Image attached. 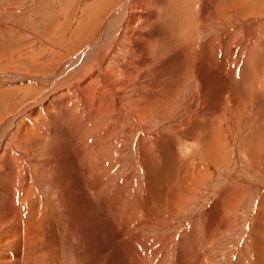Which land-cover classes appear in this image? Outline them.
<instances>
[{"label": "rangeland", "instance_id": "obj_1", "mask_svg": "<svg viewBox=\"0 0 264 264\" xmlns=\"http://www.w3.org/2000/svg\"><path fill=\"white\" fill-rule=\"evenodd\" d=\"M161 1L167 40L146 67L128 36L99 43L126 0H0L13 199L27 167L45 203L66 185L79 220L43 264H264V0ZM136 24L125 34L153 31ZM30 128L46 139L31 153L18 141ZM12 233L2 226L0 264H14Z\"/></svg>", "mask_w": 264, "mask_h": 264}, {"label": "bare ground", "instance_id": "obj_2", "mask_svg": "<svg viewBox=\"0 0 264 264\" xmlns=\"http://www.w3.org/2000/svg\"><path fill=\"white\" fill-rule=\"evenodd\" d=\"M159 1H161V0H159ZM130 2H131V0H126L124 7L120 10V18H121L122 22L123 21L124 22L122 24L119 22L121 25H119V30L117 31V33H115V34L111 33L113 35H110L108 32L104 33L103 35L101 34L99 43H103L105 41H107V42L116 41L117 42V40H115V39H117V37L119 38L122 35H126L130 39L133 40V42L135 43V47H136L137 51L141 54L142 58L144 59V63L142 62L143 63L142 66L148 67L152 63V61H153L152 57H153L154 52L156 50V48H154L155 43H157V42L158 43H162V42H165V40H167L166 38H164L165 36L162 37V35L164 34L163 31L165 30V29L163 30V27L164 26H161L160 22H158V20L161 19V18H159L160 13L162 14V11L165 10V9L162 10L164 8V6H162V5H164V3H163V1H161L162 3L161 2H158V0L157 1L156 0L155 1L154 0H135L136 5L142 10L141 11L142 13H134V14H132V11L130 12L131 9L129 8ZM170 3H172V1ZM167 6L168 7L171 6V8H172L173 5H170V6L167 5ZM168 7H166V8H168ZM134 9H136V7ZM139 20L141 21V23L138 22ZM118 21H120V19ZM114 23H115V21H114ZM126 23L128 25L131 24L130 27H132V24H136V23H137L136 24L137 27H141V26H144L143 28H145V27L146 28L147 27H151V28H153L152 30L154 31V33H153V31H147V30H145V31L140 30L139 32H135V31L132 32V29H131L130 33L125 34L123 28H125L124 25H126ZM111 24H113V23H111ZM115 24H117V23H115ZM179 24H181V23H179ZM106 29H108V28H106ZM181 29H182V26H181ZM114 32H116V30ZM178 32H179V29H178ZM182 33H183V30L181 31V34ZM179 36H181V35H179ZM179 38H181V37H179ZM99 43L97 44V46L99 45ZM89 48H91V47H89ZM202 49H201V51H202ZM162 50L165 51L166 49H162ZM100 51L102 52V50H100ZM84 52H86V51L84 50ZM156 52H155V54H158ZM158 52H160V51L158 50ZM86 54H87V52H86ZM202 55H204V54H202ZM96 56H98V55H96ZM210 56H212V55H210ZM89 58H91V57H89ZM175 58L178 61V55L177 56L175 55ZM207 59H208V57H207ZM76 60H78V59H76ZM164 60L165 61L163 63H166V62L169 63V61H172V62L174 61L173 60V56H171V55H170V57L169 56L166 57V59H164ZM175 62H176V60H175ZM178 63H180V62H178ZM178 63H177V65H178ZM69 66H70L69 69H67V71H65L66 73L68 71H71V69H72V67H71L72 65H69ZM180 66H181V64H180ZM146 67H144V68L146 69ZM198 67H197V69H198ZM177 68H180V67H177ZM127 70L125 69V71H127ZM148 70H149V68H148ZM204 72H205V70H204ZM120 74H123L122 73V70H121ZM161 75H163V74H161ZM61 76H63V74ZM114 77L116 78V77H118V75H116ZM118 78H120V75H119ZM196 79H197V77H196ZM51 80H53V79H51ZM111 80L112 79L110 77H108L107 80H104L106 82V84H107L105 86L106 87L105 88V91H107V92L110 91L111 89L115 90V87H114L115 86L114 85L115 80L113 79L114 82L111 81ZM57 82L58 81H56L55 83H57ZM150 84L152 85V83H149L148 85H150ZM212 91H213V89H212ZM142 94L144 96H146V97H149V94H151V93L149 91L147 93L146 92L145 93L142 92ZM207 95L209 96V93ZM141 106H142L143 111H144V108H146L148 106V102H145ZM50 108L51 107H49L48 110H50V112H52V110ZM12 119H14V118H12ZM13 123H14V121L12 120V122L11 123H8V125L5 126L4 129L0 133V231L2 229V226L6 227V228H9V229L11 228L12 229V232H13L12 234H13L14 238H16L15 241L13 240V243H14V246H15L14 247L13 254L15 256L14 255H11V256L8 255V256H6V254H4V258H7L8 260H10V258L14 259L12 261V263H14V264H17V262L19 260L21 261V259H22V262L26 260V262H25L26 264H35V263H33L34 262V259H35V262L37 264H43L44 260H46V258H47V255H45L43 253V250L44 249L53 247L56 244H59V245H65V244H67V246H70L71 247V243L73 242L74 239L77 238L76 233L78 232V230H80L79 229V224L77 223L79 220L77 221V216L76 215H73V213H72V210H73L72 208H74V207H72V205H71V202L72 201H70L71 199L68 196V193H67V191L64 188L66 185L64 187H59L58 186L59 188L57 190V201H54V202L51 201V202H46L45 203L42 200L41 196L38 193L35 192L34 183H33V176L31 175V173L29 172V170H28L27 167H25L24 171L21 170L22 172H24L22 174L23 181H24V186L23 185L22 186L24 187V190L23 189L22 190L19 189L21 192L17 195L18 200H15L16 198L13 199V189H12L13 187H12V184H10L11 183V176L12 175L9 174V172L11 173V171L13 170V168L11 167V163L9 162L10 160H12V157H11V155H9L7 153H4V147H3V144H4L3 142L5 140H7L10 132L13 129ZM31 132L34 133L35 131L32 128H30L29 130H27V129H21L18 132L19 133L18 141H19V144H20L21 148H24L25 151H27L29 153H31V152H37V150L38 149H41L43 147V145L45 144V142H46V141H44V140H46L45 138H42V137L36 138V136L33 135V133H31ZM34 134H36V133H34ZM18 151L19 150L17 149V151H14V152L18 155L19 154ZM22 151H24V150H22ZM18 156L22 157V155H18ZM60 156H61V158L64 161L66 160L65 157H63L62 155H60ZM60 156H59V158H60ZM56 159H58V158H56ZM20 162H22V161H20ZM20 162H19V164H20ZM147 167H148V165H147ZM21 169H22V167H21ZM46 173H50V172H46ZM48 175H47L48 177H46V178H48L50 181H54L55 180V181H58V183H61L62 182L61 181V178L60 179L57 178L59 175L57 177H55V175H54V180H52V178L50 177L51 174H48ZM56 178L58 180H56ZM65 180H64V182H65ZM4 182H6L7 189H5V187H4ZM62 184H64V183H62ZM28 190L31 191V193L34 192V194L32 193L33 195H32V197H30V199L26 195V192ZM22 191L24 193H22ZM148 197H145V199L147 200ZM53 198H55V197H53ZM139 198L141 200L143 199L142 197H139ZM146 200H145V202H147ZM211 215H212V213H211ZM80 227H81V225H80ZM128 230H127V232H128ZM5 232H7V231H5ZM82 232H85V231H82ZM99 232L101 233V231L98 230V232H96V234L99 235ZM9 238L11 240V237H9ZM4 240H6V239H3L2 236H1L0 237V248L3 247L1 245H2V242ZM77 240H78V238H77ZM44 241L46 242L45 244L43 243ZM3 245H4V243H3ZM5 245H7V244H5ZM8 248H9V246H8ZM38 258L40 259V262L37 260ZM54 260H55V258H54ZM77 263H79V262H77Z\"/></svg>", "mask_w": 264, "mask_h": 264}]
</instances>
